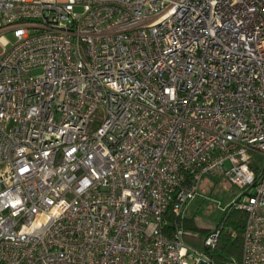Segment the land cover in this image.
I'll return each mask as SVG.
<instances>
[{"label": "built area", "instance_id": "1", "mask_svg": "<svg viewBox=\"0 0 264 264\" xmlns=\"http://www.w3.org/2000/svg\"><path fill=\"white\" fill-rule=\"evenodd\" d=\"M0 264H216L205 175L264 264V0H0Z\"/></svg>", "mask_w": 264, "mask_h": 264}, {"label": "rangeland", "instance_id": "2", "mask_svg": "<svg viewBox=\"0 0 264 264\" xmlns=\"http://www.w3.org/2000/svg\"><path fill=\"white\" fill-rule=\"evenodd\" d=\"M9 44L14 42L11 31L0 32ZM2 47L0 46V51ZM241 195V189L232 185L227 179L220 176L205 175L200 183L199 189L191 201L186 204L185 214L193 218L194 224L189 233L201 238L210 232L208 228H214L225 216L227 208ZM190 240H186L189 245Z\"/></svg>", "mask_w": 264, "mask_h": 264}, {"label": "trees", "instance_id": "3", "mask_svg": "<svg viewBox=\"0 0 264 264\" xmlns=\"http://www.w3.org/2000/svg\"><path fill=\"white\" fill-rule=\"evenodd\" d=\"M246 214L243 210L238 209L235 204H231L225 213V216L214 228H208V231L217 229L219 231L218 242L211 251L216 264H238L241 260L242 250V232ZM173 221L179 223L180 227L190 231L194 221L187 216L175 218ZM184 241L190 240V245L197 249L205 250L206 248L201 241V237L189 233L184 236Z\"/></svg>", "mask_w": 264, "mask_h": 264}, {"label": "water", "instance_id": "4", "mask_svg": "<svg viewBox=\"0 0 264 264\" xmlns=\"http://www.w3.org/2000/svg\"><path fill=\"white\" fill-rule=\"evenodd\" d=\"M199 264H206V262H204V261H200V263Z\"/></svg>", "mask_w": 264, "mask_h": 264}, {"label": "crops", "instance_id": "5", "mask_svg": "<svg viewBox=\"0 0 264 264\" xmlns=\"http://www.w3.org/2000/svg\"><path fill=\"white\" fill-rule=\"evenodd\" d=\"M185 216H186V214H185ZM190 245V244H189ZM197 249V248H196Z\"/></svg>", "mask_w": 264, "mask_h": 264}]
</instances>
